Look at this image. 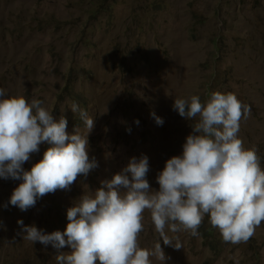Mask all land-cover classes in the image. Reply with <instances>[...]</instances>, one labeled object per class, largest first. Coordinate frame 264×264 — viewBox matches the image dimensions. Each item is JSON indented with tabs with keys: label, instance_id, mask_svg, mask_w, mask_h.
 Masks as SVG:
<instances>
[{
	"label": "rangeland",
	"instance_id": "obj_1",
	"mask_svg": "<svg viewBox=\"0 0 264 264\" xmlns=\"http://www.w3.org/2000/svg\"><path fill=\"white\" fill-rule=\"evenodd\" d=\"M0 88L8 97L42 100L57 121L66 117L69 133L77 126L84 131L73 103L94 118L88 154L98 167L86 180L78 176L73 190L11 211L6 201L21 181L0 178V264H57V250L24 240L18 221L63 232L68 221L48 229L57 213L92 195L96 178L111 179L133 157H148L147 179L158 190V174L182 155L195 123L173 110L175 98L197 95L205 102L216 91L234 93L251 108L239 137L245 148L256 146L264 168V0H0ZM131 93L146 101L144 110L126 106ZM38 162L35 153L24 168ZM144 217L139 243L152 249L160 236L150 212ZM198 231H169L182 248L161 240L167 259L150 257L152 264H264V222L240 244L225 243L207 216Z\"/></svg>",
	"mask_w": 264,
	"mask_h": 264
},
{
	"label": "clouds",
	"instance_id": "obj_2",
	"mask_svg": "<svg viewBox=\"0 0 264 264\" xmlns=\"http://www.w3.org/2000/svg\"><path fill=\"white\" fill-rule=\"evenodd\" d=\"M132 69L127 68L123 75ZM133 96L131 93L126 106L137 103L144 110L146 101L139 103ZM43 105L39 99L29 102L24 96L8 97L0 88V178L21 181L6 201L5 207L11 211L15 207L27 211L38 198L57 190H73L70 186L78 176L80 181L86 180L98 167L88 154L94 118L73 103L70 109L79 114L84 131L77 126L69 133L66 117L57 121ZM172 107L179 117L195 123L182 155L168 159L158 174V190L147 179L148 157H133L111 179L96 178L99 188L92 195L84 194L68 204L64 213H57V224L48 229L68 221L63 232L45 233L19 220V235L55 248L57 264H152L150 257L165 262L161 240L164 245L182 248L179 238L168 232L198 236L206 216L225 243H246L264 222V168L256 146L245 148L239 137L241 120L250 116V106L232 92L216 91L205 102L197 95L175 98ZM152 115L157 124L164 123L154 112ZM45 143L50 146L41 149ZM35 153L39 162L26 170L25 163ZM145 211L150 212L160 236L152 249L139 243ZM65 247L71 250L60 251Z\"/></svg>",
	"mask_w": 264,
	"mask_h": 264
},
{
	"label": "trees",
	"instance_id": "obj_3",
	"mask_svg": "<svg viewBox=\"0 0 264 264\" xmlns=\"http://www.w3.org/2000/svg\"><path fill=\"white\" fill-rule=\"evenodd\" d=\"M155 6V5H154Z\"/></svg>",
	"mask_w": 264,
	"mask_h": 264
}]
</instances>
